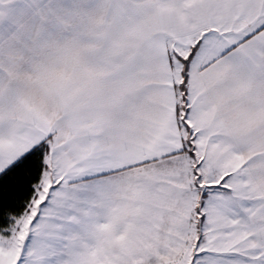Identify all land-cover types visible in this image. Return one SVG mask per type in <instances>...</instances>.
Masks as SVG:
<instances>
[{
	"label": "snow or ice",
	"instance_id": "obj_1",
	"mask_svg": "<svg viewBox=\"0 0 264 264\" xmlns=\"http://www.w3.org/2000/svg\"><path fill=\"white\" fill-rule=\"evenodd\" d=\"M0 264H264V0H0Z\"/></svg>",
	"mask_w": 264,
	"mask_h": 264
}]
</instances>
